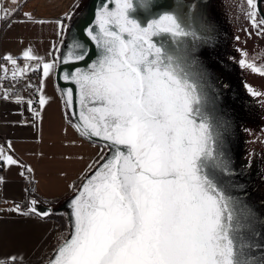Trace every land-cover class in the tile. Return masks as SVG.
I'll return each mask as SVG.
<instances>
[{
    "label": "snow or ice",
    "instance_id": "6c2138e0",
    "mask_svg": "<svg viewBox=\"0 0 264 264\" xmlns=\"http://www.w3.org/2000/svg\"><path fill=\"white\" fill-rule=\"evenodd\" d=\"M247 2L255 9L254 0ZM140 6L148 5L140 0ZM136 11L135 0H106L94 22L82 29L95 45L96 58L86 70L63 74L79 92L77 131L104 141L111 154L71 200L72 232L51 264H264V257L256 261L248 255L255 246L243 239L242 209L223 179L233 172L206 111L203 74L193 70L194 60L170 51L163 38L154 39L195 33L176 14L164 13L142 24ZM7 18V12L0 17ZM58 27L61 34L67 30L63 21ZM88 55L87 46L74 40L61 62L78 63ZM23 58L41 60L31 49ZM5 59L17 64L12 56ZM241 65L264 75L255 65ZM53 68L54 63H43V77ZM3 71L7 76L8 69ZM23 72L13 71L12 79ZM64 95L71 106L72 89ZM46 103L41 94V108ZM34 116L39 118L40 112ZM0 159L18 163L2 148ZM31 204L32 213L50 215L37 212L35 200ZM12 211L28 215L19 205ZM11 260L15 264L16 257Z\"/></svg>",
    "mask_w": 264,
    "mask_h": 264
},
{
    "label": "crops",
    "instance_id": "0c3cea01",
    "mask_svg": "<svg viewBox=\"0 0 264 264\" xmlns=\"http://www.w3.org/2000/svg\"><path fill=\"white\" fill-rule=\"evenodd\" d=\"M79 0H0V65L7 74L23 69L27 82L38 80L47 103L40 107V117L32 112L28 101L10 90L0 94V148L18 163H4L0 206V263L42 264L55 251L56 234L68 229L65 201L73 195L83 175L103 153V147L77 131L68 119L64 95L55 81L58 61L55 53L61 43L58 22L64 24ZM28 13L31 19L26 17ZM42 22V23H41ZM2 31V32H1ZM31 49L40 61H28L23 53ZM6 56H12V65ZM43 63H54L48 77H43ZM37 78V79H36ZM5 93L9 98L4 99ZM11 144V148H9ZM31 168L32 171H27ZM23 173V175L21 174ZM27 179L32 182L29 184ZM37 199L57 210L42 218L29 211L28 203ZM74 199V198H73ZM17 205L21 215L12 211ZM60 211V212H59Z\"/></svg>",
    "mask_w": 264,
    "mask_h": 264
},
{
    "label": "rangeland",
    "instance_id": "374dc122",
    "mask_svg": "<svg viewBox=\"0 0 264 264\" xmlns=\"http://www.w3.org/2000/svg\"><path fill=\"white\" fill-rule=\"evenodd\" d=\"M92 2L79 0L72 8L71 19L65 22L67 30L65 38L61 40L63 44L55 53L60 65L71 50L74 40L84 43L89 49L88 44L79 36L77 24L80 23V27L88 19ZM135 2L137 11L134 15L142 24L164 13H173L181 18L187 31L195 33V36L175 38L165 34L164 37L154 39L163 38L165 47L170 51L178 56L187 55L190 60H194L193 70L203 74L201 87L208 96L206 111L221 136L224 155L233 172L232 176L223 179L228 192L242 209L243 239L255 246L248 250V255L259 261L264 257V247H261L264 246V75L241 65V61H244L245 65L252 64L264 69V21L259 16L257 0H254L255 9L247 0H144L148 5L146 8L140 6V0ZM102 4L104 0H101L97 10ZM262 9L264 11V0ZM251 13H255L254 17ZM95 58L96 48L93 58L85 65L65 68L61 72V83H68L63 79L64 72H72L76 68L86 70ZM74 87L80 112L79 92ZM69 88L60 86L59 90L64 95ZM249 89L258 95H252ZM66 110L68 119L74 125L78 124L72 105H67ZM102 147L103 153L83 175L76 191L103 163V159L111 154L104 145ZM75 195L73 193L72 196ZM65 202L69 204L65 208V221L71 235V201ZM65 232L66 229L57 233L55 242Z\"/></svg>",
    "mask_w": 264,
    "mask_h": 264
},
{
    "label": "water",
    "instance_id": "95a60500",
    "mask_svg": "<svg viewBox=\"0 0 264 264\" xmlns=\"http://www.w3.org/2000/svg\"><path fill=\"white\" fill-rule=\"evenodd\" d=\"M101 2V0H93V2H92V6H91V9H90V14H89V17H88V19H86L82 24H81V26L79 27V24L80 23H78L77 24V28H79V36L88 44V46H89V55H88V57H87V59H85V60H83V61H80V62H78V63H73V64H67V65H65V64H62V65H60V63H58V67H57V71H56V83H57V85H58V87H60V86H68V87H70L71 89H72V91H73V97H72V100H73V103H72V110H73V113H74V117H75V120H76V122L77 123H80L81 121L79 120V111H78V105H77V96H76V90H75V87H74V85L73 84H71V83H61V81H60V76H61V72L65 69V68H68V67H80V66H82V65H85L86 63H88L92 58H93V56H94V53H95V45H94V43L93 42H91L84 34H83V31H82V29H83V27L85 26V24L86 23H92L93 22V20L95 19V14H96V12H97V6L99 5V3ZM106 1L104 0V3H105ZM110 8H112V7H114V5L113 4H109L108 5ZM257 10H258V13H259V16H260V18H262V20L264 21V11H263V9H262V0H257ZM71 22V21H70ZM66 32V31H65ZM65 32H64V35H63V37L62 38H65ZM61 44V43H60ZM63 44V43H62ZM61 44V45H62ZM61 45H59V47H61ZM58 47V48H59ZM64 98H65V96H64ZM66 104V103H65ZM66 107H67V105H66ZM86 137V136H85ZM87 138V137H86ZM87 139H89V138H87ZM89 140H91V141H93V142H95V143H98V144H100V145H104V141H102V140H100L99 138H96V137H93V138H91V139H89ZM257 168H258V166H257ZM77 187H79V186H77ZM76 187V188H77ZM75 188V190H74V193L77 195L78 194V191H76L77 189ZM75 195V196H76ZM75 196H71V198L68 200V201H71L73 198H75ZM33 200H35L36 201V205H35V207H36V210H37V212H49L50 213V215H48V216H46V217H42V218H47V217H50V216H53V215H55L56 214V212H57V210H55V209H53V207H51V206H47V205H45V204H43L42 202H40L39 200H37V199H31L30 201H29V203H28V206H29V211H30V209H31V207H32V204H31V202L33 201ZM69 206V204H67V202L65 203V207H63V209H62V212L64 213V211H65V208L66 207H68ZM31 212V211H30ZM60 212V211H59ZM34 214H36V213H34ZM37 215V214H36ZM39 216V215H38ZM41 217V216H40ZM68 238H70V231H69V228L68 229H66V236H64L61 240H59L57 243H56V245H55V251L53 252V254H55V252H56V247L57 246H59L62 242H63V240L64 239H68ZM50 259H51V255H50V258H49V260L47 259L45 262H44V264H49V262H50Z\"/></svg>",
    "mask_w": 264,
    "mask_h": 264
},
{
    "label": "built area",
    "instance_id": "2783aa9c",
    "mask_svg": "<svg viewBox=\"0 0 264 264\" xmlns=\"http://www.w3.org/2000/svg\"><path fill=\"white\" fill-rule=\"evenodd\" d=\"M6 90H10L14 96L21 97L22 100L31 101V109L33 113L34 111L40 112L41 106L39 104V99L41 96V85L38 80L27 82L23 76H17V78L13 80L12 76H5L2 74L0 65V94L1 92ZM4 163L5 161L3 159H0V170L3 169ZM27 181H29V184L32 182L30 179H27ZM1 188L2 183H0V206L3 204ZM64 236H66V232L58 236V240L54 245H56V243ZM42 264H44V262Z\"/></svg>",
    "mask_w": 264,
    "mask_h": 264
}]
</instances>
